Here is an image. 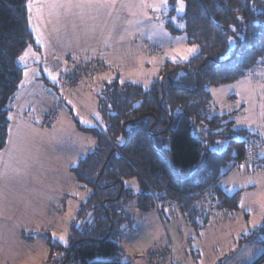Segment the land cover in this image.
Returning a JSON list of instances; mask_svg holds the SVG:
<instances>
[{
    "label": "trees",
    "instance_id": "obj_1",
    "mask_svg": "<svg viewBox=\"0 0 264 264\" xmlns=\"http://www.w3.org/2000/svg\"><path fill=\"white\" fill-rule=\"evenodd\" d=\"M28 2L0 0V153L7 147L11 104L26 69L18 58L29 48H38ZM168 3L171 17L176 0ZM184 3V13L164 26L171 35L184 36L197 52L186 61L165 59L159 80L147 89L119 77L105 81L97 94L104 130L76 122L78 130L96 141L94 150L69 169L89 194L76 212L67 245L51 244L50 258L55 262L128 264L121 261L118 242L132 229L130 209L144 213L173 203L193 218L200 212L197 206L213 192L215 210L225 217L239 211L241 191L228 194L221 182L233 168L244 165L250 142L264 143V131L236 129L232 113L211 115L210 89L237 82L257 69L264 71V0ZM229 38L235 41L230 48ZM65 58L58 61L64 65ZM48 63L41 64L51 71ZM54 74L63 86V71ZM258 155L254 164L241 169L263 165L264 150ZM208 220L199 225L193 219L192 225L202 230ZM263 234L264 228L253 230L239 243L260 241ZM173 255L167 264H177ZM153 260L149 257L148 264ZM263 261L264 251L252 264Z\"/></svg>",
    "mask_w": 264,
    "mask_h": 264
},
{
    "label": "rangeland",
    "instance_id": "obj_2",
    "mask_svg": "<svg viewBox=\"0 0 264 264\" xmlns=\"http://www.w3.org/2000/svg\"><path fill=\"white\" fill-rule=\"evenodd\" d=\"M50 2L31 0L30 26L40 46L31 61L46 63L53 54L83 52L106 62L107 77L136 82L147 89L159 80L165 59L186 61L180 56L193 47L186 44L184 36L171 35L165 29L168 19L177 20L184 13L175 10L169 17L168 0L158 11L149 5H159L160 0H107L106 6L95 0H72L73 5L81 6L56 10L48 7ZM148 47L158 50L150 52ZM257 70L237 82L211 88L210 114L232 113L236 129L250 134L264 131V71ZM25 72L23 87L11 110L9 143L0 155V264H61L50 258L51 244L65 246L58 239L64 233L68 243L76 212L89 194L69 169L95 148L94 138L76 126V122L84 126L90 122L80 105L89 114L99 116L100 124L101 117L96 95H92V89H85L67 101L71 109L65 105L59 109L54 124L43 127L46 110L53 108L57 112L58 105L44 94L41 81H29L32 71L27 68ZM20 93L27 98L18 99ZM249 180L253 183H247ZM222 187L241 191L239 211L226 220L212 216L205 231L196 230L192 220L200 225L209 217L215 208L213 192L197 206L204 215L195 213L193 218L183 215L173 203L144 213L130 209L132 229L118 242L121 261L148 264L150 250L171 247L177 264H236L238 257L227 252L233 248L230 242L222 246L224 254L231 256L227 261L225 255L218 256L215 249H210L217 231L210 227L219 229L220 223H229L222 229L227 233L250 228V221L264 220V164L254 170L233 168ZM263 251H253L249 256L253 259Z\"/></svg>",
    "mask_w": 264,
    "mask_h": 264
},
{
    "label": "crops",
    "instance_id": "obj_3",
    "mask_svg": "<svg viewBox=\"0 0 264 264\" xmlns=\"http://www.w3.org/2000/svg\"><path fill=\"white\" fill-rule=\"evenodd\" d=\"M36 44L38 45V48L37 49L31 48V50L27 51L28 52L27 55L29 57H27V56L25 57L23 64H24V66H26L25 71L27 70V68H28V70L32 71L31 75L28 76L29 81H31L32 83L33 82L39 83L38 81H41V83H39V85L44 89V94L48 95L51 98L52 103H55L56 105H58L57 106L58 110L56 112V115L58 116V113H59L58 111H60L62 109V107L67 105V101L69 99L73 98L74 94L77 95L79 93H83V91L85 89H92V92L94 93L92 95L93 96L96 95V106H97V94L99 93L103 83L105 81H109L111 79H114L116 76L113 78L107 77L106 74L108 73V71L105 70L103 73L95 75L90 80L80 83L79 85H77V87L73 91H66L65 88L62 86L61 81L59 80V76L57 74L52 73L45 64H41V62L37 61V59L31 61L32 56L36 55L39 52L38 49L40 48V46L38 44L37 39H36ZM55 47H57V46H55ZM53 50L55 52L60 51L59 48H53ZM68 55H72L74 57H81V58L82 57L86 58V56H87L83 52L75 53V54L71 53V54H66V55H63L62 53H58V54H53V56L47 58L46 60H62L64 56H68ZM30 65H33V67L29 68ZM106 67H107V65H106ZM53 76L56 77L55 80L52 79ZM21 87H23V86H21ZM19 91H20V87H19L17 93L15 94V96L13 98V101L11 104V110L13 108V105L15 103V100L17 98ZM26 98H27V96L24 94H21V93H20V96L18 97V99H22V101L25 100ZM67 106L69 109H71L69 105H67ZM97 110H98V107H97ZM80 111L85 112V117L90 119L89 125H86V126L81 125V126L87 127V128L97 127L101 130H104V127H103L104 121H103L101 115H100V117H101V124H100V122L98 121L96 116H93L87 112V109L84 107V105H80ZM11 113L12 112H10L9 117L11 116ZM25 113L26 112H22V114H24V115H25ZM96 115H97V112H96ZM9 133H10V131H9ZM8 143H9V135H8ZM8 143H7V145H8ZM95 145H96V141H95ZM1 153H0V155H1ZM222 182H221V186H222ZM222 189L225 191V189L223 187H222ZM235 192L236 191H231V192L227 191L226 193L233 194ZM199 211H200L198 214L199 216L204 215V214H202L203 213L202 210H199ZM207 212L209 213V211H207ZM212 216H214L215 218H217V217L222 218V219H217V220H226V219L231 218L233 215L229 216V217H225L223 213L218 212L215 209H211L210 214H209V220L206 222L205 227L201 231H205L207 228H209L210 221L212 220L211 219ZM202 224H203V222H202ZM229 226H230L229 223H220L219 229H221V230H219L215 227H210V228L217 230V231H214V235H216V236L212 239L214 241V243L210 244V249H215L218 256L225 255L223 247L227 246V243L230 242L233 245V248L229 249L227 252L234 254V256L238 257V261L236 264H252L262 253L253 259L249 256V254L253 251H258V254H259L260 250L264 249V234L262 235L260 241L249 242V243L246 242V243L240 244L239 240L242 236H244V235H241L243 230L239 231L240 229L239 230L234 229L233 231H230L227 233L222 231V229L227 228ZM252 231H250V232H252ZM227 256H228V258L231 257L230 255H227ZM227 256H226V261L228 260ZM248 256H249L250 260H247ZM219 263L221 264V262H219ZM260 264H264V261L261 262Z\"/></svg>",
    "mask_w": 264,
    "mask_h": 264
},
{
    "label": "built area",
    "instance_id": "obj_4",
    "mask_svg": "<svg viewBox=\"0 0 264 264\" xmlns=\"http://www.w3.org/2000/svg\"><path fill=\"white\" fill-rule=\"evenodd\" d=\"M63 63L64 65L58 60H51L48 64L54 73L63 71L62 81L66 91H73L80 83L88 81L106 70V63L101 58H92L85 61L81 57L67 56ZM55 118L56 109L48 108L45 113L44 126L51 127L54 124ZM248 147L250 148L242 158L244 165L247 163L254 164L257 161L260 157L258 152L264 150V143L259 139L258 141L250 142ZM149 257L154 259V262L152 261L154 264H167L174 260L172 249L167 247L151 250Z\"/></svg>",
    "mask_w": 264,
    "mask_h": 264
},
{
    "label": "snow or ice",
    "instance_id": "obj_5",
    "mask_svg": "<svg viewBox=\"0 0 264 264\" xmlns=\"http://www.w3.org/2000/svg\"><path fill=\"white\" fill-rule=\"evenodd\" d=\"M95 2L97 3H102L103 5H107V0H95ZM167 3V0H160V4L159 5H149L150 7L153 8V11H158L160 7L165 6ZM73 6L76 7H80L81 5L77 4V5H73L72 0H51V2L48 4V7H50L53 10L56 9H60V8H71ZM178 13H183L185 11V3L184 0H176V9H175ZM29 13H31V0H30V4H29ZM172 20L175 21L176 17H172ZM29 23H31V16L29 17ZM179 27L183 28L184 25L181 24L179 25ZM232 31L235 32V28H232ZM240 39H242V37H239ZM235 41L233 40V38H229L228 40V45L229 48L231 47V45L234 43ZM197 52V48L195 45H193V47L188 48L185 50L184 54H182L180 56L181 60H187L189 58L190 55L194 54ZM28 52L27 50L25 51L24 55H21L18 59L20 61H24L25 57L27 56ZM25 76H27V72H25ZM53 80L56 79L55 76L52 77ZM21 83L23 84V81H21ZM9 119H11V117H9ZM97 119H99V116H97ZM82 123H87V121H81ZM10 133H11V128H10ZM241 168L244 167V165L240 166ZM129 182H125V184L127 185ZM247 183H253V181L249 180ZM133 187H134V183H133ZM225 191H233V189H228L226 188ZM241 207H244L243 204V200L241 201ZM261 208H264V203H261ZM250 211V210H249ZM259 228H264V220L262 221H250V228H245L243 229L241 235H247L249 234L250 231L252 230H256ZM53 238H56V233H53ZM67 233L61 234L58 239L61 243L65 244V246L67 245ZM226 264V262H225Z\"/></svg>",
    "mask_w": 264,
    "mask_h": 264
}]
</instances>
